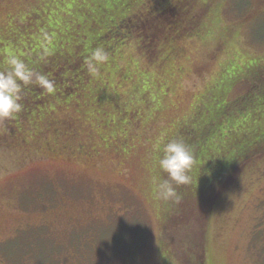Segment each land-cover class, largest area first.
Returning <instances> with one entry per match:
<instances>
[{
	"label": "rangeland",
	"instance_id": "obj_1",
	"mask_svg": "<svg viewBox=\"0 0 264 264\" xmlns=\"http://www.w3.org/2000/svg\"><path fill=\"white\" fill-rule=\"evenodd\" d=\"M40 1L0 0V26ZM194 1L198 14L201 1ZM216 2L221 8L212 31L178 41L171 60L162 64L163 56L148 52L151 61L133 44L118 66L132 61L137 76L120 89L112 86L120 85L118 78L112 84L103 78L114 105L125 102L128 128L111 106L73 104L57 116L80 125L74 153L45 145L0 150V264H264V156L232 172L207 215L194 200L183 213L181 207L169 212V202L155 195L165 175L158 165L163 145L198 127L205 108L242 97L248 86L242 78L222 102L216 94L247 65L264 62V0ZM54 12L56 20L68 19ZM230 27L236 28L232 41L223 46L219 37ZM154 85L151 108L160 107L150 110L141 94Z\"/></svg>",
	"mask_w": 264,
	"mask_h": 264
},
{
	"label": "trees",
	"instance_id": "obj_2",
	"mask_svg": "<svg viewBox=\"0 0 264 264\" xmlns=\"http://www.w3.org/2000/svg\"><path fill=\"white\" fill-rule=\"evenodd\" d=\"M199 1L203 10L198 14L194 0H41L40 4H33L27 15L21 12L17 16L10 15L7 27L0 26L4 27L0 28V70L6 67V58L15 55L36 72L47 75L56 91L48 94L35 84L24 89L23 110L15 118L0 122V150L15 151L33 146L38 151L45 145L54 152L74 153L80 125L70 118L63 120L57 116L58 111L73 104L81 109L88 104L99 108L111 106L128 128L132 123L130 117L128 120L124 115L125 102L115 106L116 99L112 102L106 95L108 83H104L112 84L118 78L120 85L112 86L120 89L131 75L137 76L135 71L130 72L132 61L126 62L127 70L118 66L133 44L137 45L139 55H146L151 61L148 52L163 56V64L171 60L178 41L193 35L202 38L210 33L218 20L221 2ZM54 11L68 19L56 20ZM206 12L208 18L202 16ZM235 29L230 27L221 33L219 40L223 46L230 44ZM97 46L104 47L110 59L101 66V74L93 77L84 69L83 60ZM121 70L125 72L121 74ZM243 71L216 94L222 102L233 82L242 78L248 85L242 97L219 107L210 105L201 113L198 127L191 133L182 129L173 138L184 139L195 161L191 184L177 188L182 199L179 204L169 202V212L181 207L183 213L185 207L194 205V200L199 212L207 215L211 199L226 186L232 172L252 158L264 156V62L247 65ZM105 72L108 76L103 75ZM142 74L138 77L142 80L136 91L147 81L146 72ZM105 77H109L108 80L105 81ZM157 88L154 85L147 91L142 90L143 103L149 105L150 110L160 107L151 108L150 104V93ZM198 116L199 109L195 118ZM121 133L123 138L128 135ZM50 136L52 138L48 139ZM116 137L110 138L112 144L117 141ZM87 152L85 149L82 153ZM188 191H193L195 196L187 194ZM208 195H211L209 199Z\"/></svg>",
	"mask_w": 264,
	"mask_h": 264
},
{
	"label": "clouds",
	"instance_id": "obj_3",
	"mask_svg": "<svg viewBox=\"0 0 264 264\" xmlns=\"http://www.w3.org/2000/svg\"><path fill=\"white\" fill-rule=\"evenodd\" d=\"M109 59L104 47L97 46L84 58L83 67L90 76L96 77L101 74V66ZM5 64L6 67L0 70V122L15 118L23 110L24 89L29 85L35 84L48 94L56 91L54 82L47 75L36 72L19 57L10 55ZM162 151L158 165L165 175L156 182L155 195L163 202L179 204L182 197L177 188L191 184L195 156L183 138L168 141Z\"/></svg>",
	"mask_w": 264,
	"mask_h": 264
}]
</instances>
